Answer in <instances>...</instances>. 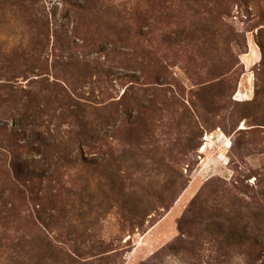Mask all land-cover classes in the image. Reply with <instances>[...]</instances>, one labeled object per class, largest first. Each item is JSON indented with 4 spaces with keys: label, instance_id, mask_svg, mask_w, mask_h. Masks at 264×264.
I'll return each instance as SVG.
<instances>
[{
    "label": "rangeland",
    "instance_id": "obj_1",
    "mask_svg": "<svg viewBox=\"0 0 264 264\" xmlns=\"http://www.w3.org/2000/svg\"><path fill=\"white\" fill-rule=\"evenodd\" d=\"M260 43L264 0H0V264H264Z\"/></svg>",
    "mask_w": 264,
    "mask_h": 264
},
{
    "label": "trees",
    "instance_id": "obj_2",
    "mask_svg": "<svg viewBox=\"0 0 264 264\" xmlns=\"http://www.w3.org/2000/svg\"><path fill=\"white\" fill-rule=\"evenodd\" d=\"M45 31V26L44 28L42 29V32L43 33ZM260 45L262 46V48L264 49V45L262 43H260ZM71 263H74V264H78L79 262H71ZM80 264V263H79Z\"/></svg>",
    "mask_w": 264,
    "mask_h": 264
}]
</instances>
